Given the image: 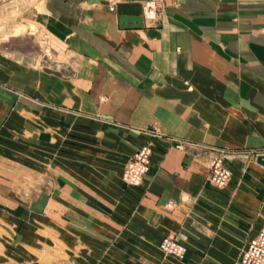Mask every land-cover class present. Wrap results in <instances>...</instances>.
Here are the masks:
<instances>
[{
  "label": "crops",
  "instance_id": "0c3cea01",
  "mask_svg": "<svg viewBox=\"0 0 264 264\" xmlns=\"http://www.w3.org/2000/svg\"><path fill=\"white\" fill-rule=\"evenodd\" d=\"M146 1L43 0L41 66L0 42V264H240L264 228V0H166L155 22ZM206 147L229 151L223 189Z\"/></svg>",
  "mask_w": 264,
  "mask_h": 264
},
{
  "label": "built area",
  "instance_id": "2783aa9c",
  "mask_svg": "<svg viewBox=\"0 0 264 264\" xmlns=\"http://www.w3.org/2000/svg\"><path fill=\"white\" fill-rule=\"evenodd\" d=\"M165 1L166 0H147L144 2V18L149 22L158 21ZM205 152L207 155L206 166L208 170V182L216 189H223L231 177V172L225 165V161L230 158L229 151L221 148L206 147ZM150 156L151 148L149 145H145L130 157L122 173V181L125 185L131 187L142 185L144 177L149 171ZM159 249L164 255L173 257L177 260H182L186 253L185 247L179 244L172 236L163 238L159 244ZM239 263L264 264V228L243 247Z\"/></svg>",
  "mask_w": 264,
  "mask_h": 264
},
{
  "label": "rangeland",
  "instance_id": "374dc122",
  "mask_svg": "<svg viewBox=\"0 0 264 264\" xmlns=\"http://www.w3.org/2000/svg\"><path fill=\"white\" fill-rule=\"evenodd\" d=\"M42 2L43 0H0V42L11 39L13 51H22L36 59L35 64L40 66L51 58L47 35L32 22L33 11H40ZM16 30L19 32L14 36ZM1 215L0 211V263L9 256L12 233L7 219Z\"/></svg>",
  "mask_w": 264,
  "mask_h": 264
},
{
  "label": "water",
  "instance_id": "95a60500",
  "mask_svg": "<svg viewBox=\"0 0 264 264\" xmlns=\"http://www.w3.org/2000/svg\"><path fill=\"white\" fill-rule=\"evenodd\" d=\"M256 163L264 166V154H260L256 156Z\"/></svg>",
  "mask_w": 264,
  "mask_h": 264
},
{
  "label": "bare ground",
  "instance_id": "6f19581e",
  "mask_svg": "<svg viewBox=\"0 0 264 264\" xmlns=\"http://www.w3.org/2000/svg\"><path fill=\"white\" fill-rule=\"evenodd\" d=\"M4 10L6 11V9H4ZM15 11H16V10H15ZM7 12H8V11H7ZM18 32H19V30H16V31H15V34H18Z\"/></svg>",
  "mask_w": 264,
  "mask_h": 264
}]
</instances>
